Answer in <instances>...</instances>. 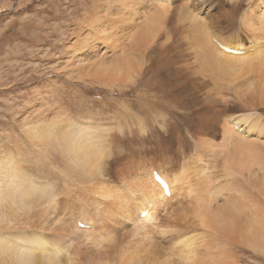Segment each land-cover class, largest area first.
<instances>
[{
	"label": "bare ground",
	"instance_id": "obj_1",
	"mask_svg": "<svg viewBox=\"0 0 264 264\" xmlns=\"http://www.w3.org/2000/svg\"><path fill=\"white\" fill-rule=\"evenodd\" d=\"M171 2L173 4L169 5ZM177 2L97 0L98 6L93 8L91 14H85V19L79 23L80 27L86 26L89 30L85 33L81 31L85 28L79 27L77 36L83 33L82 37H78L82 46L73 50L80 52L85 48L94 52L92 57L86 58L91 64L92 76H100L101 80L124 83L142 73L145 83L144 78L147 76L152 83L150 88H153V96L139 101L140 108L149 106L148 112L164 107L178 110L182 118L178 116L173 125L180 123L181 127L175 125L173 135L175 139L180 138L181 128L191 125L189 118L193 127L186 132L192 145L186 146L182 139H177L176 157L170 158L167 155L168 159L154 161L149 166L143 165L141 169H131L132 162H129L126 171H121L122 176L116 177L130 188V194L124 196L120 190L108 185L110 179H115L112 172V163L115 161L113 150L119 149L120 145L111 137L105 138L99 128L93 126V120L80 123L68 117L63 122L65 117H54L52 121L44 119L42 124L35 126L24 123L30 138L38 146H47L44 144L46 142L53 143L75 172L73 176L70 175L71 187L63 190L64 195L58 201L62 205L66 203L62 207L64 209L66 206L73 211L80 208L77 213L81 214L82 221H70L68 218L71 213L67 218L62 217L60 211L52 205L57 202L53 194L48 195L50 200L47 205L39 203L40 200L47 201L48 197L46 199L38 195L35 184H31V177L29 179L30 174L22 170V166V169L19 167L22 159L11 156V152L1 154L0 223L4 229H0V264H71L76 263L75 259L81 264H126L130 261L134 264H235L231 260L230 249L236 246H248L252 250L258 248L264 254V219L258 215L264 214V208L257 206L255 201V191L264 195V172L260 176L254 173L255 145L261 140H252L248 136L249 132H256L259 124L246 120L252 118L251 113L237 118L225 117L216 115L214 111L209 113L208 109L218 103L223 93L227 97L220 98L224 104L233 102L247 108L249 103H256L257 92L238 86L239 78L247 71L259 76V95L264 100V54L249 56L250 47L260 42L248 45L234 42L240 33L253 34L259 38L264 36V0H250L236 24L223 12L221 22L211 17L212 6L206 0ZM109 4H114V11L109 10ZM223 30L226 34L222 35ZM163 35L167 37L165 39L171 40L168 50L172 53L171 61L176 70L159 77L143 61L136 66L138 60L134 56L151 61L150 55V58L144 55L158 49L156 42L162 45ZM215 36L218 40H215ZM184 53L193 54L196 62L194 68L183 64V60L179 61L184 59ZM92 59L97 60L92 62ZM178 66L192 73H180ZM223 86H226L225 90ZM191 91L202 92L196 97L201 98L206 113L197 112L194 117L188 116L190 109L195 107L188 102ZM238 125L244 129H238ZM219 133L221 137L218 144L207 137ZM189 147L194 149L190 154L187 152ZM167 163L172 167H167ZM177 169V173L172 172ZM135 171L136 175H132ZM153 171L159 173L167 184L166 193L153 178ZM126 176L127 181H123ZM242 177L245 187L242 185ZM255 185H258L259 190ZM53 188L54 184L49 183L41 191L47 196V192ZM172 200L180 208L169 212L167 205ZM51 201L54 203L51 204ZM92 202L99 209L95 213L101 214L116 226L114 232L108 225L107 230L100 229H105V223H102L103 227L96 225L103 222V219L98 220L93 216L94 212L90 210ZM73 204L77 207H73ZM256 207L260 211H256ZM161 212H164L166 218L163 240L167 245L173 244L169 252L152 238ZM141 214L142 218L139 217ZM81 222L88 228L79 227L77 223ZM127 222L137 224L134 228H127L124 226ZM15 225L22 226V230H30L31 226H35L41 229V235L37 232V235L29 234L11 240L4 233L14 229ZM76 225L88 230L77 229ZM187 226H201L203 236L199 243L194 244L195 237L191 235L180 236V240H174L171 236L177 228ZM260 229H263L262 235H259ZM45 232L47 237L43 234ZM72 232L80 233L81 237H72ZM58 242L62 246L64 243L71 246L69 258L64 257L69 252L68 246L66 251L61 252L57 248L59 244H54ZM120 242L123 244L120 245ZM45 244L53 245L58 252L50 253L54 249ZM178 247L183 251L176 252L174 249ZM111 250H114V254H110ZM42 251L45 255L37 254ZM139 251L144 252L140 254ZM173 254L175 256L169 257Z\"/></svg>",
	"mask_w": 264,
	"mask_h": 264
},
{
	"label": "rangeland",
	"instance_id": "obj_2",
	"mask_svg": "<svg viewBox=\"0 0 264 264\" xmlns=\"http://www.w3.org/2000/svg\"><path fill=\"white\" fill-rule=\"evenodd\" d=\"M176 1L180 4L183 0ZM206 1L212 6V11L210 12L211 17L221 22L223 12L235 24L243 16V10L250 3V0H241V2L236 0ZM172 4L171 2L169 5ZM113 5L109 4V10L114 11L115 6ZM97 6V0H0V155L11 152V156L22 159L19 167L21 168L22 166L23 169H21H25L30 174L29 179L31 177V184H35L38 195L41 198H46L48 195L52 196L53 194V198L57 199V204L53 201H51V204L54 203L52 205H55L54 207L60 211L62 217L67 218L71 213L68 219L70 221L75 220V223L77 220L82 221L81 214L77 213L80 211V208H76L73 211V209H69L66 206L64 209L62 207L66 203L62 205L58 201L64 195L63 190L71 187L70 175L73 176L72 174H75V172L71 170L72 168L66 158L53 143L46 142L44 144H47V146H38L34 142L35 140L32 137L30 138L28 127L24 123L35 126L42 124L44 119L45 121L49 119L52 121L54 117L57 119L65 117L63 118V122L68 117L72 120L75 118L80 123L93 120L95 123H93V126L95 125V127L99 128V131L102 132L105 138L111 137L120 145L119 149L115 148L113 150L112 156L115 161L112 164L115 169L112 167V172L114 173L113 176H115V179H110L108 185L120 190V193L124 196L130 194V188L126 185V182H119L116 177L122 176H120L121 171H126L125 168L129 162H132L131 169H141L145 165L149 166L154 161L159 162V160L168 159L167 155L168 157L171 156L170 158L178 155L176 154L177 139H182V143L186 146L189 144L192 145L191 140L188 141L189 138L186 132V130H191L193 127L189 118L187 119L191 125H186L185 123L188 127L181 128L180 138L175 139L173 135L175 132L173 127L175 125H179V128L181 127L180 123L173 125L177 121L178 116L182 118L178 110L176 111L173 107L164 109V107L158 111L150 110L148 112L149 106L146 108L145 105V109L140 108L139 101L153 96L151 92L153 88H150L152 83L147 76L148 79L146 77L144 78L145 83L143 82L144 75L142 73L140 76L133 77V80L124 83L119 81L111 83L112 81L101 80L100 76L99 78L92 76L91 64H89L86 58L87 56L92 57L94 52H90L85 48L80 50V52L77 51L78 53L73 50L74 48L82 46L80 45L81 40L78 39V37H82L83 33L81 31L85 33L89 31L87 29L88 27H80L79 23L85 19V14H91L93 8ZM229 8V11H225ZM79 27L85 28V30H81V35L77 36ZM221 34H226V32L224 31ZM161 37V40H163L162 45L161 43L158 45V42H156L155 45L158 49L154 50V53H145L146 55H144L145 58H150V55L151 61H145L143 57L137 55L134 56L135 58L133 57L135 60H138L136 61V66H139L138 63L140 64L143 61L159 77H162V74L169 75L170 73H174L176 70V66L173 67V62L171 61L172 53L170 54L168 50L171 40L165 39L167 37L164 35ZM215 40H218L216 36ZM234 42L244 43V45L260 42L250 47L252 50H249V56L264 54V36L259 38L253 34L245 35L240 33ZM243 56H248V54H244ZM80 58L82 61H78ZM97 59L94 60L96 61ZM94 60L92 59L91 61L94 62ZM109 60L108 58L107 61ZM182 60L184 61L183 64L186 63L192 68H194L193 64H196L191 53H184V59H179V61L182 62ZM82 65L83 68L81 67ZM179 66L177 68L180 73H192L189 70L180 69ZM85 71L89 73L86 74ZM258 78L259 76L256 73L247 71L238 80L239 87H245L246 89L257 92L256 103H249L247 108L245 106L239 107L238 104L233 102L224 104L220 98L227 99V97L223 93L219 97L218 103H215L214 107L208 109L210 110L209 113L214 111L216 115H223L225 117L237 118V116L242 117L249 113L253 114L251 119L246 120L256 121L254 123L255 125L259 124L256 132H249L248 136L252 140H261L257 141L255 145L256 165L254 168V173L260 176L264 172V167H261L264 166V100L259 95ZM225 87L223 86L224 90ZM200 92H189L191 94L188 101L189 105L195 106L188 113L190 117H194L193 115L197 112H199L198 114L201 112L206 113V106H202L201 98L196 97L202 94ZM87 124L90 125L89 123ZM239 128L244 129L238 125ZM210 135H207V137L213 143L218 144L221 134H215V136L214 134ZM193 150V148L189 147L187 152L190 154ZM177 157L179 158L178 161L181 162V158L179 156ZM169 164L167 163V167H172ZM176 171L178 169L172 170V172ZM132 175H136V171ZM127 179L128 177L126 176L123 181H127ZM49 183L54 184L55 188H53L54 190H49L47 196H45L46 193H43L41 190L45 189L46 184ZM242 185L243 187L246 186L244 178L242 179ZM256 187L259 190L258 185ZM255 197L256 205L264 208V195L255 191ZM241 198H243L242 193ZM49 200L48 197L47 201L40 200L39 203L45 206ZM92 203L90 204V210L94 212L93 216L97 217L98 220L103 219V222L97 223L96 225L103 227L102 223H105V229H103L104 227L100 229L107 230L108 225L111 231L114 232L117 229L116 226L109 219L101 216V214H96L95 212H99V209L93 206L95 203ZM175 204L176 202L173 200L168 203L167 207L169 208V212L177 211L180 208ZM73 207H77V205L73 204ZM259 207H256V211H260ZM258 215H261L262 219H264V214L259 213ZM139 217L142 218L143 215L141 214ZM158 218L160 221L156 222L154 226L152 238L154 242L159 243V246H165L169 252L172 250L173 244L167 245L163 240V230L166 227L164 223V219H166L164 212L159 213ZM32 219H35V217L32 216ZM32 224L40 226L37 222H32ZM135 224L127 222L124 226L134 228ZM77 225L88 228L82 222L77 223ZM21 227L20 225H15L14 229L11 228L5 231L4 235L9 236L13 240L16 237H26L29 234V236L37 235V232L39 233L41 231V229L35 228V226H31L30 230L28 227H24L28 229L22 230L20 229ZM0 229H4L2 223H0ZM77 229L81 228L77 227ZM81 230L86 231L88 229ZM262 231L263 229H260L259 235H262ZM39 234L41 235V233ZM43 234L47 237L46 232ZM75 235H79V238L81 237L80 233H71L72 237ZM189 235L195 237L194 244L199 243L203 236L201 226L177 228V231L173 232L171 236L174 237V240H180V236L188 237ZM54 244H59L57 248H60L61 252L66 251L65 248L68 246L64 243L63 247L59 242ZM119 244L122 245L123 243L120 242ZM45 245L54 249L53 245ZM57 248L50 253H57ZM174 250L176 252L183 251L179 247ZM230 250V255H232L231 260L235 261V264H264V254L258 248L252 250L248 246H236ZM67 251L69 252H66L64 257L69 258L70 253H72L70 245ZM143 252L139 251L140 254ZM37 254L45 255V252L42 251ZM110 254H114V250H111ZM172 256L175 255L173 254L169 257ZM173 258L175 259V257ZM74 261L76 263L72 262L71 264H81L76 259ZM175 263L179 264L178 262ZM126 264L134 263L130 261ZM141 264L144 263L141 262Z\"/></svg>",
	"mask_w": 264,
	"mask_h": 264
}]
</instances>
